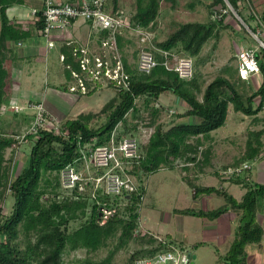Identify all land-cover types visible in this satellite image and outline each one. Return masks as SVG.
<instances>
[{
    "label": "trees",
    "instance_id": "1",
    "mask_svg": "<svg viewBox=\"0 0 264 264\" xmlns=\"http://www.w3.org/2000/svg\"><path fill=\"white\" fill-rule=\"evenodd\" d=\"M22 2L23 0H0V119L11 100L13 53L8 43L23 41L30 35V25L16 22L7 15L9 7ZM228 2L264 43V10L257 9L249 17H244L241 13V4L244 0ZM105 3L109 4L112 13L118 10V0H106ZM159 3L160 0H135V12L132 16L134 25L147 28L152 24L158 17ZM218 4L221 8H226L224 0H213L207 6L210 14L207 21L178 22L164 40L155 43V47L189 55L193 61L195 58L202 61L198 56L205 42L211 37L216 38L219 31L228 25L224 23V15L228 10L220 18L212 15ZM42 12L43 4L36 11L37 18L33 21L35 29L39 31L45 26ZM250 20L255 22L254 27L249 24ZM102 34L105 38L111 36L107 30ZM115 40L124 70L129 74L127 88L112 82L107 84L117 91L119 100L116 104L102 109V112L108 109L106 120L97 128L89 126V121L93 117L89 114L64 120L59 124L58 132L39 128L34 141L31 140L33 135L26 134L24 140L32 144L27 163L18 174L12 176L14 155L5 157V153L9 148L12 150L13 144L20 143L18 137L21 134L6 129L4 125L2 129L0 127V199H4L7 191L13 198L10 214L2 213L0 207L2 215L0 264H63L65 251L77 249H84L87 253L78 260L79 264H114L116 253L137 238L140 244L122 264H132L136 259L151 257L159 251L171 250L177 244L137 229L139 217L137 209L145 192L143 185L136 186V189L126 197L127 204L122 210L123 213H127L125 218L119 210L121 198L101 194L92 196L90 185L86 184L83 191L75 188L71 193L59 192L61 170L70 164L77 168L81 167L82 150L86 151V145L96 147L108 143L118 124L122 125V130L116 132L115 138L126 136L129 130L128 114L139 118L137 114L139 107L136 104L138 98L142 99L145 109L149 111L148 125L152 126L153 130L147 140L140 145L144 151L142 158L132 164L130 172L135 177H140L139 171L150 174L161 166L171 170L173 162L178 159L195 162L201 166L208 163L210 146L202 151V160L199 162L197 159L198 148L201 145L198 136L206 137L225 123L229 104L232 105L234 112L246 116H254L264 107V48L261 46L255 54L261 82L249 93L247 89L242 87L239 89L240 83L242 85L249 80L239 78L238 74V81L234 78L232 80L230 76L228 78L218 75L201 88V74L195 61L193 76L187 79L180 78L177 72L167 70L161 65L153 68L150 74H140L136 71L135 64H130L126 58L124 48L129 43V38H123L121 33L117 32ZM74 46L75 44H65L61 48L63 63L69 73L71 70L80 72V66L73 55ZM154 54L157 60H162L159 53ZM169 59L172 64V58ZM84 81L89 88L91 82L86 79ZM99 86V84L93 86L86 94L94 92ZM162 94H172L188 105L184 111L176 114L177 117L193 116L197 117L198 121L178 122L167 129H164L163 124H155L159 109L152 105V101L158 100ZM257 98L259 101L254 105ZM136 126L137 124L134 125V129ZM263 132L262 129L248 131L245 151L242 158L232 164L233 166L253 161L261 155ZM221 180L245 188L239 201L222 186L189 183L193 189V197L215 193L222 196L225 203L215 209L183 208L177 212L210 220L216 219L229 209L239 212V222L234 230L233 239L225 253H217V264H246V245L259 243L262 238L263 229L261 222L257 220V213L259 206L264 203V183L252 181L244 175ZM72 222L77 224L71 226ZM21 241L23 247L20 245ZM203 244L204 242L193 243L195 247ZM179 247L186 248L183 244H179ZM101 248L106 249L104 257L97 259L91 256Z\"/></svg>",
    "mask_w": 264,
    "mask_h": 264
},
{
    "label": "rangeland",
    "instance_id": "2",
    "mask_svg": "<svg viewBox=\"0 0 264 264\" xmlns=\"http://www.w3.org/2000/svg\"><path fill=\"white\" fill-rule=\"evenodd\" d=\"M56 1L61 4L70 2V0ZM175 1L176 3H173V0H160L158 17L152 24L144 29L143 32L146 33L147 38L142 41L141 37L137 35L136 26L132 21V16L135 12V0H118V10H120L130 21V28H126L120 32L121 34L124 33V37L125 35L127 36L125 38H129V43H127L128 51H125V54L130 64L136 65L138 53L143 46L148 48L154 47L156 42L162 41L167 37L178 22H205L209 19L210 14L206 3L210 2V0ZM192 1L193 5L198 3L200 5L189 6V2ZM38 3L39 0H25V3L20 6L22 16H29L31 13V7L35 4L37 5ZM104 6L106 11L112 13L109 4L105 3ZM13 7L15 8L10 9L7 15L11 16L18 6ZM229 7L232 8L231 5H226L228 12L230 11L233 13L234 11L236 13L233 8V11H231ZM215 9L221 10L223 8L218 5ZM257 9L258 11L264 10V5L250 6L247 4V6H242L241 13L244 17H249L250 14L254 11L256 12ZM235 13H233L235 19L230 20L228 29H221L216 38L211 37L205 42L198 56V58L202 61H197V58L194 59L197 63V70H199L201 74V88L218 75L226 76L230 73V70L232 71L231 73L234 74V77L230 75V78L232 80L234 78L238 81L236 71L237 61L233 56H236L238 51L243 47L256 48L257 50L258 47H260L258 40L243 24H241L240 20L237 16H235ZM248 22L252 27L255 26L254 21L250 20ZM97 31V36H99L101 33L100 29H97ZM257 37L260 39L259 35H257ZM111 52H113V50L108 46L104 49V54L108 55L109 59H112ZM51 60L52 62L50 60L47 62L43 55L41 59L37 60L38 64H42L40 88L45 90L49 86L58 88L59 90L66 89L65 91L69 93L71 91L70 84L65 86L68 78L65 75L66 70L63 71L58 62V54H54V57H52ZM29 63H33V61L30 60ZM45 63L48 64L47 67L44 66ZM51 64H53L54 67H51ZM55 66H57V68H55ZM225 67L229 72L224 70ZM45 69L46 74L49 71L48 76H45ZM72 80L73 81L71 83L76 85L75 79ZM257 84V82L253 83L249 79V82H246L245 84L241 85L240 83L239 89L242 87V89H247L250 93L254 88H256V86H258ZM22 85L24 86V84ZM116 93L117 91L114 88L108 87L107 85H100L93 94L91 93L94 97L92 100H98L94 107L98 105L99 109L94 113L95 115L91 117L89 121L90 127L97 128L106 120L108 109H105L104 112H102V109L118 102L119 99ZM200 96L201 94L199 93L198 98H200ZM258 101L259 98L255 100L254 105H256ZM136 104L139 107V111L137 113L139 118H134L131 114H128L127 126L129 130L127 128L128 133L126 136L132 135L136 137L141 145L147 140L153 130V127L148 125L150 117L148 113L149 111L145 109L142 99L138 98ZM152 105L159 109L154 123L163 124L164 129H167L178 122L188 123L198 121V118L193 116L189 118H179L176 116L177 113L184 111L188 105L172 94L160 95L158 100L152 101ZM12 109L15 110L17 108L16 106L10 105L9 110ZM261 114V117L246 116L240 112H234L232 105L229 104L225 123L221 127L211 131L206 137H201V135L198 136V139L201 141V145L197 152V159H199V162L203 158L202 151H204L211 142L208 138L211 137L215 141L214 146L210 147L213 157L210 155L208 163L201 166V164L195 162L178 159L173 162V169L171 170L161 166L158 170L150 174H145L144 172L139 171L138 174H140V177H135V182L137 186L143 185L145 192L137 209L139 213V217L137 219V229L153 234L157 238L172 241V243L177 244L176 246L178 247L179 244H183L184 247L191 252L193 264H217V253L223 254L226 246L224 244L220 245L218 242L206 238L211 236V232L207 229L211 224L210 219L183 215L175 213L174 211L183 208L209 210L215 209L225 203V199L215 193H211L209 195L203 194L194 199L195 197L192 196L193 189L189 186V183L204 186H220V184H222V180L220 181L221 172L226 167L232 166V164L242 158L246 147L245 144L248 131L257 127L260 128L258 130H264V110L261 111ZM29 120L30 119H28L27 124H25L27 126L26 129L22 131L23 136L29 131ZM63 121H59V124ZM135 124H137V126L134 129ZM260 125L262 127H260ZM121 130L122 125L118 124L116 132H121ZM262 142L263 146L261 150L264 153V136ZM31 145V142L28 140H23L18 144H14L17 148H12V150L9 148L6 150L5 157H9L11 154L14 155L11 166L12 176L18 174L26 165ZM140 150L142 153L144 152L141 146ZM212 158L214 159L213 163L211 162ZM258 159L259 161H254L251 168H249L248 171H243L242 174L251 178L249 171L252 169L251 173L253 181L264 183V178H258V176L262 175L260 173H264V154L259 156ZM210 165L212 166L211 168H209ZM241 188L245 189L241 185L233 184L227 188V192L233 195L236 199L240 200V193L244 191H241ZM58 191L64 193L61 188H58ZM12 204L13 198L7 191L4 195V199H0L2 213L4 212L10 214ZM126 204L125 200H120L119 210L125 218L127 217V213H123L122 210ZM263 210L264 203L259 206L258 212L261 213ZM88 211L89 208H87V212ZM229 212L236 213L235 210ZM1 216L0 212V218ZM224 216H222V218ZM231 223H233L232 220ZM76 224V222H72L71 226ZM21 238L22 234H20L19 239ZM202 240L205 241L203 245L198 247L193 245V243ZM139 244L140 242L138 241V238L137 240H131L124 249H121L116 253L114 257V264L124 263L127 257ZM20 245L23 247L22 241L20 242ZM105 254L106 249L101 248L92 253L91 256L98 259L104 257ZM86 255L87 253L84 249L71 251L66 250L63 254V264H79L78 260L82 259Z\"/></svg>",
    "mask_w": 264,
    "mask_h": 264
},
{
    "label": "built area",
    "instance_id": "3",
    "mask_svg": "<svg viewBox=\"0 0 264 264\" xmlns=\"http://www.w3.org/2000/svg\"><path fill=\"white\" fill-rule=\"evenodd\" d=\"M106 0H74L69 3H58L56 0H43L42 16L45 26L41 30L42 34L48 36L52 29L63 28L71 20L82 19L91 22L101 31L111 33V42H103L104 46L113 50L112 59L108 56H102L90 52L83 46H74L73 55L80 66V72L71 71L76 85L70 86L71 91L87 93V85L84 81L91 82L93 86L107 85L109 82L117 86L127 88V79L129 74L124 70L120 54L115 41V33L130 28L129 19L120 11L110 13L105 10ZM227 6H230L228 0H224ZM229 9H231L229 7ZM227 8L213 11V17L220 18L227 12ZM36 9L32 14L34 20ZM144 29L136 26L137 35L143 39L147 38ZM256 35V34H255ZM257 37V35H256ZM52 46V42H48ZM263 48V47H262ZM256 48L243 47L237 55V74L238 77L245 80L254 74L259 73L258 63L255 57ZM154 52L162 56V60H157ZM63 60V55L60 56ZM172 58V64L170 59ZM164 66L167 70L177 72L183 79L191 78L194 73L193 58L186 54H177L173 50H164L157 47L143 46L137 57L136 71L140 74H150L156 66ZM17 109H15L16 111ZM39 128H44L58 132L59 122L54 117L44 113L40 105L35 106L33 121L27 134L33 135L31 139L37 138ZM114 130L108 143L96 147L86 145V151L82 150L83 163L77 168L70 164L60 172V188L64 193H71L75 188L83 191L86 184L91 186L92 196L104 195L110 197H119L126 201L128 194L136 189L135 175L130 172L132 164L142 158L139 140L132 136L115 138ZM25 136V135H24ZM21 135L18 138L20 142L24 140ZM12 148L17 146L12 145ZM250 162H244L240 165L228 166L220 174L221 178L227 179L231 176L242 175V172L251 168ZM132 264H192L191 253L186 248L174 246L171 250L159 251L151 257L136 259Z\"/></svg>",
    "mask_w": 264,
    "mask_h": 264
},
{
    "label": "crops",
    "instance_id": "4",
    "mask_svg": "<svg viewBox=\"0 0 264 264\" xmlns=\"http://www.w3.org/2000/svg\"><path fill=\"white\" fill-rule=\"evenodd\" d=\"M36 1V0H35ZM42 1L39 0V3L31 7V13L27 17L22 16L21 7L25 0L21 4L13 5L18 6L16 10H14V13L8 17L10 19L15 20L19 23H24L27 25H30V35L28 38H26L23 41H19L16 43L9 42V48L12 50L13 53V59L11 64V79H12V89H11V100L9 102V106L6 109L4 115L0 119V127L2 129V126L4 125L6 129L17 131L18 133L22 135V131L26 129L27 120H29V127L32 124L33 121V113L35 112V106L40 105L44 113H47V115H50L51 117H54L56 120L63 121L68 119H74L79 118L85 115H94L95 112L99 109L98 105H95V103L98 101L92 100L94 97L92 94L95 92L86 94L81 93L79 91H70L69 93L65 90H59L58 88L54 87H47L45 90L40 88V74H41V68L42 64H38L37 60L42 58V55L44 56V59L49 62V60L52 62V57H54V54H58V62L62 68L63 71L66 70L63 60H61L60 56L61 54V48L63 45L67 44H75V46H83L87 48L90 52L95 54H100L102 56H108L104 54V49L107 48V46L103 45V42L110 43V38H105L102 34L103 31L100 30V35L97 36V29L99 28L95 25H93L91 22L84 21L82 19H75L71 20L68 25H66L63 28H57L52 29L48 36H45L42 34L41 31L35 29L33 25L34 16L32 14L33 9H40L42 7ZM60 1V0H58ZM69 1V0H68ZM74 1V0H70ZM213 2V0H210V2L206 3V6L210 5ZM176 3V1H175ZM263 6L264 0H244V2L241 4V6ZM196 5H200L199 3ZM193 5V1L189 2V6H196ZM219 5V4H218ZM217 5V6H218ZM9 7L7 9V14L10 9H13L15 7ZM229 17V18H227ZM235 19L234 14L226 13L224 15V23L228 24L227 28H224L225 30L228 29V26L230 24V20ZM244 22V21H243ZM248 27V26H247ZM124 33L121 35L123 36ZM125 37H127L125 35ZM123 36V38H125ZM116 41V40H115ZM48 42H52V46H48ZM128 46L124 48V51H128ZM206 58V57H205ZM32 60L33 63H29V61ZM54 64V63H53ZM51 64V67H54V65ZM48 64L45 63V67H47ZM57 68V66H55ZM47 69V68H46ZM46 69L44 71L45 76L49 75V71L46 74ZM53 71V69H52ZM72 71V70H71ZM71 71L67 72L65 71V75L68 78L66 85L70 84V86H74V83H71L74 79ZM228 71V70H227ZM229 72V71H228ZM232 71L230 70V73L227 74L228 76H232ZM225 77H228V76ZM250 79L251 82L255 83L257 82L258 86L261 82V76L259 74H254L248 80ZM24 84V86L22 85ZM92 84L90 85V87ZM104 86V85H101ZM256 86V88L258 87ZM87 88L90 90L91 88ZM254 88V89H256ZM88 92V91H87ZM10 105L16 106L17 110L14 109L9 110ZM264 110V107L261 111ZM261 111L258 112L256 115L252 117H261ZM264 116V115H263ZM28 127V128H29ZM260 127H262L260 125ZM260 128H254L252 130H258ZM264 133L261 135V140L263 141ZM211 142L208 146H214V140L210 137L208 138ZM263 143V142H262ZM264 154L261 153L260 156ZM213 157V153L210 154ZM260 159V158H259ZM258 158H256L253 161H250L252 164L254 161H259ZM213 158L211 162L213 163ZM211 164V163H210ZM212 166L210 165L209 168ZM251 170L249 171L250 179H252V173ZM264 174V173H260ZM258 176L259 179L264 178V175ZM221 181V179H220ZM220 186L224 187L226 190L230 185L229 182H222ZM245 191V189L241 188V191ZM244 191L241 192V196L244 194ZM233 196V195H232ZM234 197V196H233ZM235 198V197H234ZM196 199V198H194ZM236 199V198H235ZM239 201V199H236ZM179 210V209H177ZM174 211L175 213H178ZM233 211L229 209L226 213L220 215L216 219L210 220L211 224L207 228L208 231L211 232L210 237H206L207 239H211L213 241L218 242V244H224L226 247L224 253L227 251L232 239H233V233L238 225L239 222V212L233 213L229 212ZM180 214V213H179ZM225 215V216H224ZM227 215V216H226ZM229 215V216H228ZM222 216H224L222 218ZM231 220L233 223H231ZM257 220L261 222L262 224V238L259 243H250L247 244L245 247L246 253H247V262L246 264H264V210L261 213H257ZM198 242H204L205 241H198ZM222 254V253H221Z\"/></svg>",
    "mask_w": 264,
    "mask_h": 264
},
{
    "label": "water",
    "instance_id": "5",
    "mask_svg": "<svg viewBox=\"0 0 264 264\" xmlns=\"http://www.w3.org/2000/svg\"><path fill=\"white\" fill-rule=\"evenodd\" d=\"M230 10L233 11L232 8ZM233 13H235V12L233 11ZM235 16H237V18L240 20L241 24H243L248 29V31L258 40L259 45L264 48V43L258 37H256V35L247 27V25L243 22V20L239 17V15H237L235 13Z\"/></svg>",
    "mask_w": 264,
    "mask_h": 264
}]
</instances>
